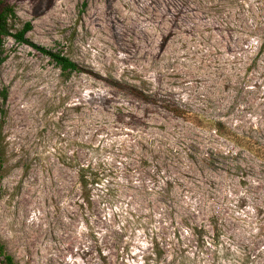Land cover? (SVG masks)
Masks as SVG:
<instances>
[{
  "label": "rangeland",
  "instance_id": "obj_1",
  "mask_svg": "<svg viewBox=\"0 0 264 264\" xmlns=\"http://www.w3.org/2000/svg\"><path fill=\"white\" fill-rule=\"evenodd\" d=\"M6 1L14 31L31 21L82 67L6 41L0 241L16 262L264 264V0ZM81 165L99 173L89 198Z\"/></svg>",
  "mask_w": 264,
  "mask_h": 264
},
{
  "label": "trees",
  "instance_id": "obj_2",
  "mask_svg": "<svg viewBox=\"0 0 264 264\" xmlns=\"http://www.w3.org/2000/svg\"><path fill=\"white\" fill-rule=\"evenodd\" d=\"M87 6V2H84V7ZM17 18V13L13 5L9 4L6 0H0V73L1 67L5 62L6 55V41L9 37H13L18 43H26L37 49L39 52L49 56L62 70V74L66 77H69L74 72H79L82 70V67L72 60L69 56L64 54L61 51H54L52 49L46 48L45 46L39 45L28 38V33L33 28V23L27 21L23 27L19 30L14 31L13 21ZM9 97V89L7 87H0V144H1V133L3 127V118L6 115V104ZM1 147V146H0ZM3 164V154L0 149V172ZM79 183L81 185V190L83 195H86L87 198L90 196V192L93 186L99 183V173L94 170L89 165H81L79 170ZM0 173V181H1ZM1 190V188H0ZM197 229V227H191ZM198 233V232H197ZM196 233V234H197ZM195 234V233H194ZM182 239L179 231L175 232V242H171L170 245L173 246L175 243H179ZM173 252L178 254L180 252V247L174 246ZM154 253L158 257H162L167 254L166 248L157 245V248L154 250ZM0 264H19L16 262L14 256L8 252L5 244L0 241Z\"/></svg>",
  "mask_w": 264,
  "mask_h": 264
}]
</instances>
